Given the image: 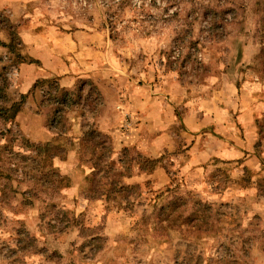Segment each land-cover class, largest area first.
Returning a JSON list of instances; mask_svg holds the SVG:
<instances>
[{"label": "rangeland", "instance_id": "374dc122", "mask_svg": "<svg viewBox=\"0 0 264 264\" xmlns=\"http://www.w3.org/2000/svg\"><path fill=\"white\" fill-rule=\"evenodd\" d=\"M1 86L0 264H264V0H0Z\"/></svg>", "mask_w": 264, "mask_h": 264}, {"label": "trees", "instance_id": "16d2710c", "mask_svg": "<svg viewBox=\"0 0 264 264\" xmlns=\"http://www.w3.org/2000/svg\"><path fill=\"white\" fill-rule=\"evenodd\" d=\"M217 14L219 13V12H217V11H215ZM5 85V84H4ZM6 92V87L5 86H1V88H0V97H2V98H5V97H7V93H5ZM63 94V93H62ZM74 95H76V94H74V93H71V92H66V93H64L63 95H62V97H61V99H59V101L57 102L58 103V106H62V104L63 103H65V101H70V100H68V98H72ZM64 96H65V98H64ZM28 97V95H23L22 97H21V103L23 104L24 103V101H25V99ZM64 98V99H63ZM8 103V102H7ZM21 103H13L12 105H10V107H4V106H2V105H0V115H3V114H6V113H8V116H7V119H12V118H14L15 116H16V114H18V104H21ZM60 111H62L61 109H60ZM60 111H58L57 113H59ZM9 113H10V115H9ZM59 115H61V114H59ZM56 119V118H55ZM54 119V120H55ZM45 147V150H47L48 152L51 150V149H54L55 147H53V145H51V144H49V145H46V146H44ZM225 262V264H231V262L230 261H224Z\"/></svg>", "mask_w": 264, "mask_h": 264}]
</instances>
